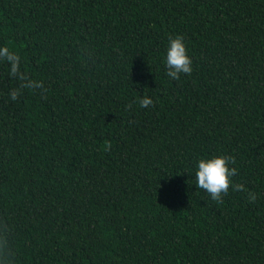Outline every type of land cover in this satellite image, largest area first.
I'll return each mask as SVG.
<instances>
[{
    "label": "trees",
    "instance_id": "1",
    "mask_svg": "<svg viewBox=\"0 0 264 264\" xmlns=\"http://www.w3.org/2000/svg\"><path fill=\"white\" fill-rule=\"evenodd\" d=\"M3 46L47 91L0 62V264H264V0H0Z\"/></svg>",
    "mask_w": 264,
    "mask_h": 264
},
{
    "label": "clouds",
    "instance_id": "2",
    "mask_svg": "<svg viewBox=\"0 0 264 264\" xmlns=\"http://www.w3.org/2000/svg\"><path fill=\"white\" fill-rule=\"evenodd\" d=\"M0 62L8 66V76L17 82L8 93L12 101H18L25 93V90L45 93L47 89L43 81L33 79L28 73L22 70V59L18 52L8 46L0 47ZM165 66L168 69L166 75L179 80L181 74L191 75L192 59L188 55V49L182 36L169 38V46L166 54ZM141 108L153 106V100L145 96L139 101ZM130 109L131 105H127ZM111 147V145H109ZM235 158L228 155H216L211 158H202L198 161L195 173L196 187L207 192L211 199L222 202L227 196L229 189L237 192H247L250 203H255L257 194L248 191L243 184H234L233 178L238 174L235 165Z\"/></svg>",
    "mask_w": 264,
    "mask_h": 264
}]
</instances>
